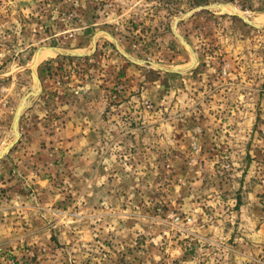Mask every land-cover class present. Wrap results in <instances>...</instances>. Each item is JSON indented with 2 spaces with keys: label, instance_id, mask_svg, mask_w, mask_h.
I'll return each instance as SVG.
<instances>
[{
  "label": "rangeland",
  "instance_id": "rangeland-1",
  "mask_svg": "<svg viewBox=\"0 0 264 264\" xmlns=\"http://www.w3.org/2000/svg\"><path fill=\"white\" fill-rule=\"evenodd\" d=\"M263 17L0 0V264H264Z\"/></svg>",
  "mask_w": 264,
  "mask_h": 264
},
{
  "label": "water",
  "instance_id": "water-1",
  "mask_svg": "<svg viewBox=\"0 0 264 264\" xmlns=\"http://www.w3.org/2000/svg\"><path fill=\"white\" fill-rule=\"evenodd\" d=\"M246 21H248L247 19H245ZM249 22V21H248ZM58 53H61V54H63L60 50H56ZM39 53H40V50H38L37 52H36V54H35V60H34V62H33V66L32 67H34L35 66V64H36V62H37V59H38V57H39ZM67 54H70V55H77L76 53H67ZM139 63H142V62H139ZM193 65H194V63H193ZM193 65H192V67H193ZM174 71H178V70H174ZM180 71V70H179ZM21 109H22V106L18 109V111H17V119H16V122L18 121V118H19V114H20V111H21ZM17 127V124L15 125V128ZM3 153H1L0 154V156L2 155Z\"/></svg>",
  "mask_w": 264,
  "mask_h": 264
},
{
  "label": "bare ground",
  "instance_id": "bare-ground-1",
  "mask_svg": "<svg viewBox=\"0 0 264 264\" xmlns=\"http://www.w3.org/2000/svg\"><path fill=\"white\" fill-rule=\"evenodd\" d=\"M221 10H223L224 12H227L228 10L230 11V10H232L233 11V8H230V6L229 7H221ZM264 18V17H263ZM259 23V22H258ZM47 49H44L43 51H42V53L44 52V51H46ZM51 50V49H50ZM52 51V50H51ZM51 51H47V52H45V53H41L42 55L40 56V58L39 59H42V58H44L45 56H49V55H52L53 53L51 52ZM37 90V85L35 86V88H34V91H36Z\"/></svg>",
  "mask_w": 264,
  "mask_h": 264
}]
</instances>
